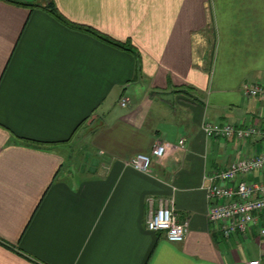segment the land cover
<instances>
[{
    "label": "crops",
    "instance_id": "crops-1",
    "mask_svg": "<svg viewBox=\"0 0 264 264\" xmlns=\"http://www.w3.org/2000/svg\"><path fill=\"white\" fill-rule=\"evenodd\" d=\"M17 1L38 6L0 0V264L264 261L255 226L225 237L207 221L203 188L264 137L202 129L264 131V96L243 93L264 84V0ZM156 142L148 172L124 164ZM168 199L181 242L146 225Z\"/></svg>",
    "mask_w": 264,
    "mask_h": 264
},
{
    "label": "built area",
    "instance_id": "built-area-1",
    "mask_svg": "<svg viewBox=\"0 0 264 264\" xmlns=\"http://www.w3.org/2000/svg\"><path fill=\"white\" fill-rule=\"evenodd\" d=\"M243 93L248 97L264 96V84L245 83ZM126 99L120 100L124 106ZM202 129L211 136L245 139L259 134L264 137V131H258L255 126L245 128L231 123H211L204 120ZM184 140L178 139L183 145ZM167 150V145L156 142L149 154L137 153L125 161V165L141 172L149 171L151 157H161ZM253 172H264V152L238 158L227 167L203 176V188L208 203L207 221L216 225L225 237L233 233H246L256 227L260 237L264 238V182H250L246 176ZM151 196L148 201L152 203ZM150 231L162 232L169 242H181L188 232V221H178L174 213L171 199L160 201L156 210L151 211L146 221ZM245 264H264L259 258H251Z\"/></svg>",
    "mask_w": 264,
    "mask_h": 264
},
{
    "label": "trees",
    "instance_id": "trees-1",
    "mask_svg": "<svg viewBox=\"0 0 264 264\" xmlns=\"http://www.w3.org/2000/svg\"><path fill=\"white\" fill-rule=\"evenodd\" d=\"M11 2H14L16 4H22V5H26V6H31V7H34V6H38L37 3H23V2H20V1H17V0H9ZM52 13L58 17L59 19H62L61 15L57 12L56 8L53 6V9H52ZM64 21V20H63ZM65 23L67 24H70L74 27H77L79 29H82L84 31H87L93 35H95L97 38L101 39L102 41L104 42H107L111 45H115L117 47H122V48H126V43L125 42H121V41H117L115 39H112L110 37H108L107 35L101 33V32H98L96 30H94L93 28L89 27V26H85V25H77V24H72V23H69L67 21H64Z\"/></svg>",
    "mask_w": 264,
    "mask_h": 264
},
{
    "label": "water",
    "instance_id": "water-1",
    "mask_svg": "<svg viewBox=\"0 0 264 264\" xmlns=\"http://www.w3.org/2000/svg\"><path fill=\"white\" fill-rule=\"evenodd\" d=\"M138 82H140L139 78L137 79Z\"/></svg>",
    "mask_w": 264,
    "mask_h": 264
}]
</instances>
